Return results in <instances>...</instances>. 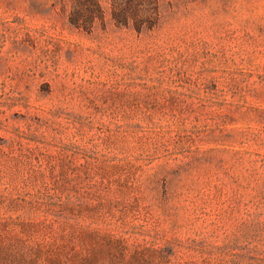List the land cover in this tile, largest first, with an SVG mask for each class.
Wrapping results in <instances>:
<instances>
[{
    "label": "rangeland",
    "instance_id": "374dc122",
    "mask_svg": "<svg viewBox=\"0 0 264 264\" xmlns=\"http://www.w3.org/2000/svg\"><path fill=\"white\" fill-rule=\"evenodd\" d=\"M0 0V264H264V0Z\"/></svg>",
    "mask_w": 264,
    "mask_h": 264
},
{
    "label": "trees",
    "instance_id": "16d2710c",
    "mask_svg": "<svg viewBox=\"0 0 264 264\" xmlns=\"http://www.w3.org/2000/svg\"><path fill=\"white\" fill-rule=\"evenodd\" d=\"M70 3V23L88 33L97 21L104 22L101 0H64ZM112 16L119 25L133 26L137 31L155 28L162 18L161 0H112Z\"/></svg>",
    "mask_w": 264,
    "mask_h": 264
}]
</instances>
